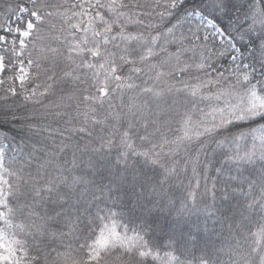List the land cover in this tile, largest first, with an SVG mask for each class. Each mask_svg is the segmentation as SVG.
I'll return each instance as SVG.
<instances>
[{
  "label": "snow or ice",
  "instance_id": "snow-or-ice-1",
  "mask_svg": "<svg viewBox=\"0 0 264 264\" xmlns=\"http://www.w3.org/2000/svg\"><path fill=\"white\" fill-rule=\"evenodd\" d=\"M0 6V264H264V0Z\"/></svg>",
  "mask_w": 264,
  "mask_h": 264
},
{
  "label": "trees",
  "instance_id": "trees-1",
  "mask_svg": "<svg viewBox=\"0 0 264 264\" xmlns=\"http://www.w3.org/2000/svg\"><path fill=\"white\" fill-rule=\"evenodd\" d=\"M10 2L15 3V0H10ZM3 3H4V0H0V5H3ZM0 26H3V28H0V35H6L8 41H9V44L4 45L3 47H10L11 46L10 42L14 38L18 39V37H16L14 32L13 33L5 32L4 28H7L8 26L12 27L13 29H15L16 27L23 28V21L22 20L18 21L17 18H16V14H8V13H6L5 8L0 6ZM131 30H134V29H131ZM4 54L10 57V53H4ZM12 74H13V72H6L5 73V77L10 76ZM115 155H116V150L113 149L112 153H111V156L115 157ZM64 159L69 161V163L67 165H65V167H69L70 168L71 167V160H72L71 153L69 152L67 155H65ZM78 163H79V161H78ZM83 170H84V166L81 165L80 170H78L76 172V174H80L81 171H83ZM183 191H184L183 188H179L178 187L176 190H174V194H175V196L179 197V196H181ZM195 219H196V216H194V214H193V220H195ZM203 219H204V216L201 214L200 215L201 223L203 222ZM211 224H212V221H209V227L211 226ZM165 227H167L166 224H165ZM190 247L191 246L189 245V248ZM168 250L169 249H167V248H161V253L163 254V252L168 251ZM176 255L180 256L181 259H184L185 256L187 255V253L184 250H178L176 252ZM196 255H199V252H197ZM219 259L226 261L228 258H227V256H223L222 255V256L219 257ZM155 264H159V262H155Z\"/></svg>",
  "mask_w": 264,
  "mask_h": 264
},
{
  "label": "rangeland",
  "instance_id": "rangeland-1",
  "mask_svg": "<svg viewBox=\"0 0 264 264\" xmlns=\"http://www.w3.org/2000/svg\"><path fill=\"white\" fill-rule=\"evenodd\" d=\"M194 216H196V214H194ZM192 219H193V214H192Z\"/></svg>",
  "mask_w": 264,
  "mask_h": 264
}]
</instances>
